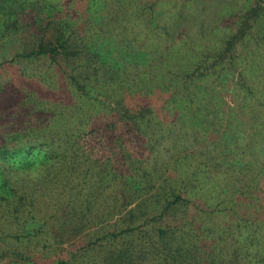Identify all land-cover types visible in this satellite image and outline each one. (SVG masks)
Instances as JSON below:
<instances>
[{
  "label": "trees",
  "instance_id": "obj_1",
  "mask_svg": "<svg viewBox=\"0 0 264 264\" xmlns=\"http://www.w3.org/2000/svg\"><path fill=\"white\" fill-rule=\"evenodd\" d=\"M191 13L179 0H0V42L45 66L33 84L46 98L34 108L30 94L24 128L0 135L2 264H69L98 239L124 240L107 264H264V0L209 26ZM14 101L2 95V116ZM57 183L67 199L44 216L38 197L58 200ZM93 227L91 243L62 247ZM51 242L54 255L38 249Z\"/></svg>",
  "mask_w": 264,
  "mask_h": 264
},
{
  "label": "rangeland",
  "instance_id": "obj_2",
  "mask_svg": "<svg viewBox=\"0 0 264 264\" xmlns=\"http://www.w3.org/2000/svg\"><path fill=\"white\" fill-rule=\"evenodd\" d=\"M179 1L190 4L191 12H192L190 15L191 16L190 20L195 21L197 23H201L202 26L213 25L222 17V15L229 12L232 13L237 12L242 8V5L245 3V0H179ZM18 40H19L18 38L17 39L13 38V39H8L7 41L4 42H0V61H2L0 63V98L2 97V95L7 94L11 98L15 99V101L12 102L14 103L13 107H11L10 110H8L10 112H8L7 115L5 116H2L4 114L2 112L4 111L1 110L4 109L0 105V116H2L0 118V135L1 132L7 129L8 124L10 123L13 124L12 122H15V120L16 121L20 120L18 122L17 127L20 126V129L24 128V126L26 125L25 123L27 120V116H23V115L25 114L24 112H26V106H27L26 102H28V98H32V96L29 97L30 94H33V100H31L30 104H32L34 108H38L35 98H39V99L42 98L46 100V98H44L45 95L42 96L41 91L37 88L36 85L33 84L36 81L39 82V79L42 78L41 76L37 78V76L33 75L34 74L33 72L40 71L44 69L45 66L39 64L37 61L27 63L25 59L16 58V60H12L14 55H16V52L18 51L17 50L18 49L17 45H19ZM231 97H232L231 93L230 91H228L225 94V100H227L228 103H230ZM71 100L72 99H69L70 103ZM4 119H6V121ZM91 154H92L91 155L92 158L90 159L93 160L95 154L94 153ZM95 176L96 178H100L101 174L98 173ZM71 183L72 182H70L69 184ZM105 186L106 183L103 182L102 189L105 192H108V189L106 188L104 189ZM58 189H59V184L57 183L56 189L54 191L55 192L54 196L55 197L58 196V200H56V198L51 197V194L48 193H44L38 197L37 205L44 216H46L48 213H50V211H52V204H55L56 201L60 205V203L62 202L64 203V201L67 199L63 197V194H59V192H57ZM102 193L103 191L99 189L96 195L97 199H99L103 195ZM49 225L52 230L53 229L55 230L58 226L53 218L49 222ZM96 228L97 227H93L91 229H85L79 235H75V236H70L69 233H66L65 236L69 238V240L61 244L62 247H67V248L68 246L72 247L71 251L73 253L76 248H79L84 243H88V242L91 243L95 239V237H91L88 234L89 232L95 230ZM98 242L99 243L102 242V244L97 245L93 249L82 251V253L79 254L78 256L74 257L71 254L68 255L66 259L69 262V264H107L105 259L108 258L109 256L108 254L112 252L114 249L119 248L117 246L122 245L124 240L120 242V245L119 244L116 245V247L100 239H98ZM50 244L52 246L45 249L40 248L39 245L38 249L43 251L45 255H51L53 253H57L59 251L58 249L60 248L57 245V243L53 244L51 242ZM40 250L38 251L35 249V250L27 251L26 254L31 258L39 257L42 255ZM53 259L55 260L57 259V257L54 256ZM6 260L7 259L1 260L0 264L5 262ZM20 263L21 262L17 260V264Z\"/></svg>",
  "mask_w": 264,
  "mask_h": 264
}]
</instances>
